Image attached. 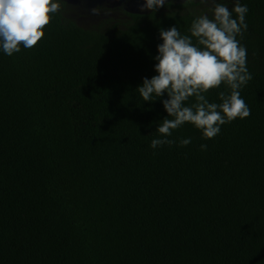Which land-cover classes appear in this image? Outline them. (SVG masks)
<instances>
[{"label":"trees","instance_id":"1","mask_svg":"<svg viewBox=\"0 0 264 264\" xmlns=\"http://www.w3.org/2000/svg\"><path fill=\"white\" fill-rule=\"evenodd\" d=\"M58 2L36 46L0 50V264H264V0H239L250 115L212 139L185 123L156 149L167 95L136 89L156 75L159 31L190 35L234 0L95 6L87 27Z\"/></svg>","mask_w":264,"mask_h":264},{"label":"clouds","instance_id":"2","mask_svg":"<svg viewBox=\"0 0 264 264\" xmlns=\"http://www.w3.org/2000/svg\"><path fill=\"white\" fill-rule=\"evenodd\" d=\"M165 4L166 0H144L141 11L154 12ZM60 7L58 0H0V50L11 56L21 50V45L25 49L36 46ZM100 11L98 7L90 9L92 15H99ZM210 11L211 18L203 14L192 20L190 35H182L177 26L159 31L163 42L154 57L156 75L144 78L136 89L148 102L167 95L162 101L167 116L155 129L158 138L150 143L153 149L173 144L167 137L185 123L200 130L203 138L212 139L219 134L221 125L250 115L240 89L252 76L247 69V50L237 39L247 30L248 8L234 0L231 9L218 2ZM222 84L230 91L219 93V103L209 102L206 93ZM190 98L195 102L188 105ZM190 142V138L183 139L180 144L186 146ZM200 147L204 150L207 145Z\"/></svg>","mask_w":264,"mask_h":264},{"label":"rangeland","instance_id":"3","mask_svg":"<svg viewBox=\"0 0 264 264\" xmlns=\"http://www.w3.org/2000/svg\"><path fill=\"white\" fill-rule=\"evenodd\" d=\"M68 5L76 7L75 13H72L73 17L77 20L78 24L84 27L90 26V24L96 22L104 16L92 15L90 13V9L95 6H102L107 8L114 7H123L126 11L129 12H137L144 13L148 10L141 11V5L144 0H64ZM168 1V0H166ZM175 2H182L184 0H174ZM201 2V0H198ZM215 2V0H205V2H201L205 4V6L212 7L213 5L210 3ZM91 5V6H90ZM78 9V10H77Z\"/></svg>","mask_w":264,"mask_h":264},{"label":"flooded vegetation","instance_id":"4","mask_svg":"<svg viewBox=\"0 0 264 264\" xmlns=\"http://www.w3.org/2000/svg\"><path fill=\"white\" fill-rule=\"evenodd\" d=\"M196 2H199L198 0H196Z\"/></svg>","mask_w":264,"mask_h":264}]
</instances>
